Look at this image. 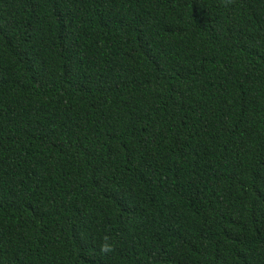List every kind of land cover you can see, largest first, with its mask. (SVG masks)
<instances>
[{"label": "trees", "instance_id": "16d2710c", "mask_svg": "<svg viewBox=\"0 0 264 264\" xmlns=\"http://www.w3.org/2000/svg\"><path fill=\"white\" fill-rule=\"evenodd\" d=\"M0 264H264V0H0Z\"/></svg>", "mask_w": 264, "mask_h": 264}, {"label": "clouds", "instance_id": "9594fccd", "mask_svg": "<svg viewBox=\"0 0 264 264\" xmlns=\"http://www.w3.org/2000/svg\"><path fill=\"white\" fill-rule=\"evenodd\" d=\"M109 247H110V245H108V244H104V245L102 246V251H107V250L109 249Z\"/></svg>", "mask_w": 264, "mask_h": 264}]
</instances>
